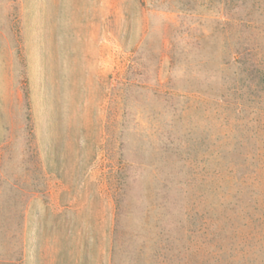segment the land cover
Listing matches in <instances>:
<instances>
[{"label": "rangeland", "instance_id": "rangeland-1", "mask_svg": "<svg viewBox=\"0 0 264 264\" xmlns=\"http://www.w3.org/2000/svg\"><path fill=\"white\" fill-rule=\"evenodd\" d=\"M253 62L264 0H0V264H264Z\"/></svg>", "mask_w": 264, "mask_h": 264}, {"label": "trees", "instance_id": "trees-1", "mask_svg": "<svg viewBox=\"0 0 264 264\" xmlns=\"http://www.w3.org/2000/svg\"><path fill=\"white\" fill-rule=\"evenodd\" d=\"M234 4H236V3H230L229 10H231V9L234 7ZM228 13L230 14V11H228ZM239 18H240V17H239ZM240 54H241V53H238V57H237V59H235V61L238 62V63H240V66H241V62H242L243 66H244V64H247V63H246V61H242V60H241V56H240ZM249 64H251L250 67H252V68H250V69H246L247 71L250 72L249 74L252 75V74H253L252 72H255V71L264 74V68H262V67L260 66L259 63H257V62H253V63H249ZM245 68H249V67H245ZM245 68H244V69H245ZM240 69H241V68H240ZM260 70H262V71H260ZM248 76H249V75H248Z\"/></svg>", "mask_w": 264, "mask_h": 264}]
</instances>
